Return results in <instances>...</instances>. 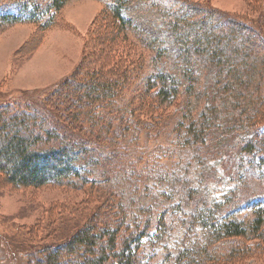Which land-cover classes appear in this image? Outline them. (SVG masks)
I'll list each match as a JSON object with an SVG mask.
<instances>
[{
	"label": "trees",
	"instance_id": "trees-1",
	"mask_svg": "<svg viewBox=\"0 0 264 264\" xmlns=\"http://www.w3.org/2000/svg\"><path fill=\"white\" fill-rule=\"evenodd\" d=\"M67 1L49 0L41 6L36 2H15L3 8L2 11L6 13L0 18L15 23L21 20L39 22L41 28H47L55 13ZM104 7L112 21V32L107 30L104 40L115 41L121 34L124 41L128 39V32H132L142 52H149L153 71L145 78L144 88L136 95L146 96L150 103L146 101L136 106L134 100L138 97L129 100L125 111L130 113L125 121L130 124L121 127L120 131L123 132L117 133L112 125L110 127L112 119L109 122L102 116L97 118L98 114L94 117L91 110L98 99L111 100L116 95L117 89L114 88L117 79L113 80L103 71L92 69L85 71L88 82L79 84L96 88L90 89L92 93L86 96L87 104L81 102L79 94L71 92L70 87L77 82V76L72 74L60 84V88L42 98L48 110L29 113L28 107H25L11 114L10 106L2 107L0 134L7 128V118L15 120L8 125L16 131L0 146V175L12 185L22 188L87 186L94 182L93 172L100 159L105 158L106 151H124L123 145L126 144H121L119 141L124 140L118 136L123 137L125 132L137 129L134 119L129 117L132 114L130 107L136 106L144 115L149 112L156 114L153 119H143L152 124L153 121L157 122L150 130L144 126V133L162 124L172 126L169 135L176 134L179 142L176 144L180 148L199 151L208 162L218 159L221 174L232 180V189L219 193L210 201L203 199L192 202L193 191L187 190L184 202L189 206L190 213L180 222L184 224L187 221L188 232L183 225L180 226L185 231L177 241L179 245L171 246L172 264H194L192 252L195 248L198 253H204L198 255L201 258L198 264H211L213 259L210 256L218 251V245L231 247L233 260L240 256L242 259L255 250L264 251V203L254 205L255 215L249 224L234 215V211L242 204L249 203V198L253 196L243 197L235 192L247 185H259L264 190V97L259 93L264 86L258 85L259 80L264 83V0L258 1L257 17L251 19L191 0H108ZM248 63L250 66L246 65ZM127 72L124 69L120 75L122 82L127 79ZM199 80L203 82L200 91L202 104L196 109L190 98ZM249 89L257 91L255 99H252L254 92L249 93ZM65 98H69L67 104L71 107L64 104ZM179 100L182 105L177 106ZM232 103L238 104L235 106L237 109ZM143 108L150 111L144 112ZM171 108L177 109V113H169ZM45 115L51 119L55 117L59 129L54 125L53 128L47 127L44 124L48 122ZM76 124L80 132H83L82 126L89 128L85 132L90 135L88 140H74L59 132H68ZM27 126L32 128L29 133L22 129ZM21 129L24 133L20 134ZM101 134L104 135L102 139ZM115 134L118 136L115 137ZM131 137H137L135 132ZM43 143L48 145L43 146ZM191 159L195 157L191 155ZM9 162L13 166L8 167ZM150 169L146 164L142 167L147 177L151 175ZM132 175L135 172L129 171L124 177L130 178ZM182 202L176 203L178 208ZM150 221L152 218L148 216L143 229H140L142 224L138 223L135 229L139 228L140 231L130 233L138 238L135 247L131 245L136 241L126 239L117 251L118 231L108 227L104 231L105 247L96 251L94 249L101 235L91 233V228L81 229L62 246L40 251L41 259L37 263L60 264L59 258L72 254L76 261L74 264H134L131 260L137 254L139 241L158 239L157 225L162 220H154L157 225L153 234L146 231ZM191 227L201 240L195 239L193 244H187L189 235H192ZM247 240L250 245L245 243ZM74 245L78 246L77 251H73ZM163 250L168 252L167 249ZM68 263L71 264L70 261Z\"/></svg>",
	"mask_w": 264,
	"mask_h": 264
},
{
	"label": "rangeland",
	"instance_id": "rangeland-1",
	"mask_svg": "<svg viewBox=\"0 0 264 264\" xmlns=\"http://www.w3.org/2000/svg\"><path fill=\"white\" fill-rule=\"evenodd\" d=\"M191 1L201 4L205 2L228 14H241L251 19L257 17L255 12L258 11L259 0ZM15 2H36L41 6L49 0H0V15L6 13L2 11L3 8H8V5ZM107 2L108 0H68L55 13L52 23L47 28H41L39 22L28 23L21 20L15 23L2 21L0 18V108L10 106L11 114L25 107H28L29 113L35 110H48L42 98L50 91L60 88V84L72 74L77 76V82L70 87L71 92L79 94L81 102L87 104L89 101L86 96L92 93L90 89L96 88L79 84L88 82L86 70L97 69L113 80L117 79L114 88L117 90L111 100L98 99L91 106L93 116L98 114L97 118L102 116L104 120L112 119L110 127L112 125L117 133L123 132L120 130L130 124L125 121L128 120L130 113L125 111L127 102L134 96L138 97L134 100L136 106L149 102L146 96L136 94L144 88L143 81L153 69L149 52H142L140 46L135 43L132 32H128V39L124 41L121 34L115 41L104 40L106 31L112 32L110 14L104 7ZM88 7L92 8H89L91 10L89 14L83 11ZM262 31L264 32V28ZM246 65L250 66L249 63ZM124 69L128 70L127 79L122 82L123 78L121 79L120 75ZM202 83V80L198 81L190 98L196 109L202 104L200 92ZM258 85L264 86L263 81L259 80ZM259 90L264 97V89ZM248 91L251 94L254 92L252 99H255L257 91L254 89ZM68 99L63 100L64 104L68 103ZM180 105L181 100L177 103V106ZM236 105L238 104L232 103V106ZM136 106L130 107L132 114L129 117L134 119L137 129L125 132L123 137L115 134V137L124 140L119 141L126 144L123 145L124 151L119 153L106 151L105 153L112 154L106 156L104 153L105 158L100 159V164L93 172L94 182L87 186L45 185L22 188L12 185L0 175V264H39L37 261L41 259L40 251L62 246L81 229L91 228V233L101 235L94 249L96 251L105 247L104 231L108 227L118 231L117 251L126 239L136 241L131 245L135 247L138 238L130 233H137L143 229L148 216L152 221L146 229L147 233L153 234L157 225L155 222L162 220L161 224L157 225L158 239L150 242L147 239L142 242L141 239L137 254L131 261L134 264L173 263V257L170 256L171 246L179 245L177 241H180L181 233L185 231L181 230L180 226L183 225L185 229L188 227L187 221L184 224L180 222L186 219L187 213H190L189 206L184 202L187 190L193 191L192 202L203 199L210 201L220 195L219 193L232 189V180L221 174L218 159L208 162L201 152H193L191 148H180L176 144L179 143L176 134L169 135L172 126L166 127L162 124L153 131L144 133L142 130L144 126L150 130L157 122L153 121L152 124L143 119L146 117L153 119L156 114L149 112L144 115ZM142 110L150 111L148 108ZM169 113H177V109L171 108ZM41 117L43 119L44 115ZM46 119L48 122L44 124L47 127L53 128L54 125L59 129L55 124V117L51 119L45 115ZM12 121L15 120L7 118L8 124ZM8 124L0 134V146L16 131ZM72 128L74 129L68 131L70 133L59 132L74 140L89 139V133H85L89 131L88 127L82 126L83 132H80L77 124ZM22 129H25L26 133L32 130L30 126ZM22 129L20 134L24 133ZM133 132L137 137H131ZM102 138L104 135L100 136V139ZM180 150L184 152L179 153ZM191 155L195 159H191ZM178 162L180 164L176 165ZM144 164L152 168L148 177L142 170ZM7 166L11 167L13 164L9 162ZM129 171L135 172V175L130 178L124 177ZM174 173L177 175L174 176ZM235 193L243 197L253 195L249 198V201L251 200L249 203L242 204L234 211L235 216L249 224L255 215L254 205L264 203V190L259 185L255 187L247 185ZM181 200L183 202L178 208L176 203ZM138 223L142 225L140 229H135ZM191 231L192 235H189L187 244H193L195 239L201 240L192 227ZM249 242L247 240L245 243L250 245ZM217 248L218 251L210 256L213 259L211 264H264V251L255 250L244 255L246 258L240 259V256L233 260L231 247L218 245ZM77 249L78 246L74 245L73 251ZM163 249H167L168 252L165 253ZM192 254L194 264L201 262L198 255L204 253H198V249L195 248ZM224 258L227 259L221 261ZM59 260L60 264L76 262L72 254Z\"/></svg>",
	"mask_w": 264,
	"mask_h": 264
},
{
	"label": "bare ground",
	"instance_id": "bare-ground-1",
	"mask_svg": "<svg viewBox=\"0 0 264 264\" xmlns=\"http://www.w3.org/2000/svg\"><path fill=\"white\" fill-rule=\"evenodd\" d=\"M89 8L92 9L91 7H88L86 10H83V11L86 12L87 14H89L90 13L89 11H91Z\"/></svg>",
	"mask_w": 264,
	"mask_h": 264
}]
</instances>
